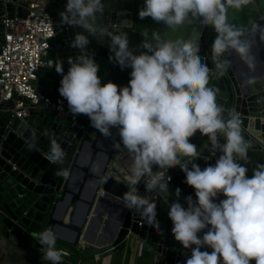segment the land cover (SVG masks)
Masks as SVG:
<instances>
[{
  "label": "clouds",
  "instance_id": "clouds-1",
  "mask_svg": "<svg viewBox=\"0 0 264 264\" xmlns=\"http://www.w3.org/2000/svg\"><path fill=\"white\" fill-rule=\"evenodd\" d=\"M252 2L145 0L139 17L162 22L172 31L195 20L204 27L212 26L217 35L211 46V61L220 78L231 67V61L225 58L230 50L250 70L255 68L246 33L255 32L264 41V24L254 20L250 27L235 25L228 15L229 10L242 12ZM104 11V0H67L60 13L61 22L84 32L76 33L72 41L71 46L80 54L69 57L67 73L61 63L55 68L62 74L59 94L74 116L86 115L105 138L112 136L111 129H118L119 141L114 147L123 146L131 157L124 206L139 214L141 224L159 231L155 200L142 196L138 186L143 182L145 192L167 198L171 177L166 179L165 174L179 166L196 196L195 200L191 195L185 198V208L178 202L181 190L177 188V202L170 204L168 212L175 240L191 249L186 264H251L253 260L264 264V164L253 169L251 177L246 175L249 169L240 161H248L251 144L242 135L239 113L219 105L217 91L208 86L212 70L201 60L199 43L182 37H161L156 42L145 39L140 45L145 51L136 54L129 47L126 33H117L101 22ZM85 33L110 38L114 54L110 58L121 68L132 69L127 86L101 82L99 66L87 52L90 41ZM197 131L208 137L204 147L213 156L220 153L215 164L203 170L193 162L201 155L190 142ZM28 148H36L35 134ZM65 155L53 139L45 158L59 165ZM154 166L157 171H153ZM57 174L68 175L63 169ZM221 194L224 199L216 202ZM34 238L46 246V260L63 264L68 252L57 249L58 237L53 229H45ZM204 247L212 251H201Z\"/></svg>",
  "mask_w": 264,
  "mask_h": 264
},
{
  "label": "water",
  "instance_id": "water-1",
  "mask_svg": "<svg viewBox=\"0 0 264 264\" xmlns=\"http://www.w3.org/2000/svg\"><path fill=\"white\" fill-rule=\"evenodd\" d=\"M0 0V40L3 35L2 15L7 12L12 17H24L28 11L25 5L15 6L8 2L3 7ZM67 0H47L46 9L54 23V36L49 41L48 57L52 66L40 69L38 84L42 91L55 102L67 105L66 99L59 94L62 74L56 71L55 65L61 63L64 74L70 65L69 57L75 58L80 50L72 47V41L78 32H84L80 27H71L61 22L60 13L65 9ZM145 0H104L105 11L101 22L117 33H126L129 47L140 54L145 51L140 45L145 39L156 42L158 38H168L164 24L157 23L150 17L141 19L139 10ZM229 21L235 25L246 24L250 27L255 20L264 24V0H253L242 12L229 10ZM249 32V31H248ZM89 35L88 33H85ZM217 33L212 26H202L199 20L185 23L180 37L191 39L200 45L202 62L210 68L209 87L217 91V103L226 109H235L242 121V135L250 142L248 161H240L249 169L247 176L258 165L264 164V76H257L237 81L231 67L228 73L217 78L211 61V46ZM90 43L87 52L99 66L98 76L101 82L112 81L118 86H127L130 80V67L121 68L111 59L110 38L102 35H89ZM226 58V56H225ZM7 102H0V250L10 264H51L44 258L45 249L34 237L45 229L55 231L59 241L74 247L81 243V255L94 257L121 246L129 239L136 238L153 248L157 254L165 258L170 264H186L191 256V249H185L176 241L171 231L173 223L168 216L170 204L177 202L175 190H181L178 202L187 207L186 197L191 195L196 199L195 190L186 181V174L179 166L169 169L165 178L168 181L169 194L166 197L145 192L143 182L138 186L142 196L155 200L156 219L159 231L141 224V217L135 210L124 206L123 194L128 190L127 183L130 175L131 157L123 148L122 156L116 155L114 143L118 142V133L111 129L112 136L105 138L88 121L85 130L75 128L68 118L56 117L52 109L30 107L29 113L23 118L13 116ZM33 134L36 138V148L30 150L28 144ZM93 135V136H91ZM55 139L64 149L66 155L62 164L50 163L45 157L50 149L51 141ZM190 142L195 144L201 153L193 162L201 169L209 164L214 165L220 153L215 156L204 147L208 137L197 131ZM221 138V143H223ZM87 152V159L82 160ZM99 155L100 162L94 168ZM116 157L120 164L111 170V164ZM207 157L208 159H205ZM124 159L127 161H124ZM191 168V165H189ZM66 170L68 175H58L60 170ZM153 167V171H157ZM122 172L124 179L117 176ZM168 175V176H167ZM77 177V185L73 180ZM91 180L92 187L87 198L82 197L85 184ZM109 202L116 200V205L122 210L117 223L114 238L101 243L82 244L86 241L85 226L89 212L98 199ZM224 199L219 195L216 202ZM84 206V214L80 222L73 220L74 210L78 205ZM67 230L68 235L60 234ZM204 231H207L205 229ZM202 235V233H201ZM192 247H195L193 245ZM201 251L211 252L208 247ZM15 254L16 261L11 255ZM63 264H69L63 261ZM251 264H255L253 260Z\"/></svg>",
  "mask_w": 264,
  "mask_h": 264
},
{
  "label": "built area",
  "instance_id": "built-area-1",
  "mask_svg": "<svg viewBox=\"0 0 264 264\" xmlns=\"http://www.w3.org/2000/svg\"><path fill=\"white\" fill-rule=\"evenodd\" d=\"M2 2L4 8L8 2L16 7L24 4L28 13L22 17L15 11L12 17H8L5 11L2 15L0 102H7L13 116L18 118L27 116L30 107L52 109L56 117L68 118L73 127L85 130L89 121L86 115L74 116L67 105L51 100L38 84L40 69L49 68L53 63L48 57V50L49 41L55 32L52 16L46 9L47 0H2ZM115 130L118 133V129ZM121 148L123 149V146ZM118 151L119 149L116 150L117 156H119ZM115 161H117L116 157L113 163ZM45 248L46 246H43V249ZM74 248L81 252L83 247L78 243ZM57 249L68 252V255L63 257L64 262L84 263L81 259L72 262L69 250Z\"/></svg>",
  "mask_w": 264,
  "mask_h": 264
},
{
  "label": "crops",
  "instance_id": "crops-1",
  "mask_svg": "<svg viewBox=\"0 0 264 264\" xmlns=\"http://www.w3.org/2000/svg\"><path fill=\"white\" fill-rule=\"evenodd\" d=\"M184 25L180 26L176 31H172L165 25L163 28L167 30L168 38L175 39L180 37V34L184 29ZM246 39L250 41L251 54L255 57L254 69L250 70L247 64H245L244 61L240 59L239 55L234 51L230 50L225 54L226 59L231 61V69L233 70V75L237 81L252 78L257 76L259 73H262V76H264V41H261L259 39V35L252 31L246 33ZM87 155V152L83 154V161L87 159ZM99 162L100 158L99 155H97L94 164L95 169H97ZM113 167L114 163L111 164V168L114 171ZM117 176L124 179L122 172H117ZM73 185L74 187L77 185V177L74 178ZM91 187L92 182L91 180H88L82 192L83 198H87L89 196ZM83 214L84 206L80 204L74 210L73 220L75 222H80ZM121 214L122 210L118 207V205H116L115 199H110L109 202H106L104 199L98 198L92 205L89 212L84 231L86 241L82 244L95 245L104 240L114 238L117 232V223ZM60 234L68 235L69 232L67 230H62L60 231ZM56 247L69 250L71 253L70 260L74 262L77 259H81L84 262L82 264H170L165 258L159 256L153 248L146 245V243L141 244V241L136 238H133V240L129 239L128 242L123 243L114 250H109L106 253L94 257H84L74 247L59 240L56 242ZM2 252L3 251L0 250V264H10ZM11 258L13 261L18 263V261H16L15 254H12Z\"/></svg>",
  "mask_w": 264,
  "mask_h": 264
},
{
  "label": "bare ground",
  "instance_id": "bare-ground-1",
  "mask_svg": "<svg viewBox=\"0 0 264 264\" xmlns=\"http://www.w3.org/2000/svg\"><path fill=\"white\" fill-rule=\"evenodd\" d=\"M117 154L119 155V156H122L123 154H124V152H123V149L122 148H120L119 149V151L117 152ZM127 160V159H126ZM125 159H124V161H126ZM127 162V161H126ZM114 167L113 168H117V170L119 171V169H120V164L118 163V162H115L114 163ZM119 173V172H118ZM103 203V202H102Z\"/></svg>",
  "mask_w": 264,
  "mask_h": 264
},
{
  "label": "rangeland",
  "instance_id": "rangeland-1",
  "mask_svg": "<svg viewBox=\"0 0 264 264\" xmlns=\"http://www.w3.org/2000/svg\"><path fill=\"white\" fill-rule=\"evenodd\" d=\"M133 240V239H132Z\"/></svg>",
  "mask_w": 264,
  "mask_h": 264
}]
</instances>
